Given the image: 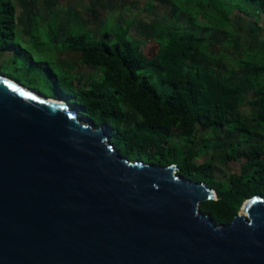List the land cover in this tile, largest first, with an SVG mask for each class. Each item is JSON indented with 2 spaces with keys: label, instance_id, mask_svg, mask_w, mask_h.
Masks as SVG:
<instances>
[{
  "label": "water",
  "instance_id": "obj_1",
  "mask_svg": "<svg viewBox=\"0 0 264 264\" xmlns=\"http://www.w3.org/2000/svg\"><path fill=\"white\" fill-rule=\"evenodd\" d=\"M106 128L0 74V264H264L263 196L218 224L214 189Z\"/></svg>",
  "mask_w": 264,
  "mask_h": 264
},
{
  "label": "trees",
  "instance_id": "obj_2",
  "mask_svg": "<svg viewBox=\"0 0 264 264\" xmlns=\"http://www.w3.org/2000/svg\"><path fill=\"white\" fill-rule=\"evenodd\" d=\"M181 1L171 0L178 11ZM238 2L253 5L255 13L239 10ZM20 5L21 0H0V49L28 53L11 43ZM189 5L193 10L183 13L192 26L164 25L156 36L162 49L152 58L130 38L129 25L117 22L115 34L101 29L98 37L83 25L77 33L71 29L64 42L99 76H81L56 98L96 127L105 124L123 156L160 166L176 164L178 174L206 183L217 198L203 202L202 211L218 224H228L248 199L264 197V30L256 20L264 18V0H192ZM201 9L217 22H201ZM235 11L255 18L251 34L263 30L260 38L250 34L259 38L258 48L238 55L207 52L215 32L241 48L239 36L231 35ZM44 66L54 73L48 62ZM216 150L223 159H217Z\"/></svg>",
  "mask_w": 264,
  "mask_h": 264
},
{
  "label": "rangeland",
  "instance_id": "obj_3",
  "mask_svg": "<svg viewBox=\"0 0 264 264\" xmlns=\"http://www.w3.org/2000/svg\"><path fill=\"white\" fill-rule=\"evenodd\" d=\"M168 1L21 0L17 10L16 37L11 43L22 45L28 53H21L15 47L9 51L0 49V74L49 98L58 97L61 90L65 91L71 82L76 85L81 76L91 77L94 80L97 77L93 75L99 76V72L83 65L80 55L71 52V47L64 42L71 29L73 33H77V29L82 25L95 37L99 36L101 29L102 31L108 29L106 31L115 34L114 28L117 22L125 28L129 25L130 38L133 37L151 58L155 57L162 49L157 42V31L159 32L164 25L192 26L188 14L183 13L187 9L193 10L191 5L187 7L188 4H192V0L179 2L177 6L180 11L174 8L171 0ZM91 9L96 10V13L91 14ZM238 9L252 15L256 11L253 5L246 2H238ZM189 12L192 13V11ZM201 13L203 16L199 17L201 22L205 24L217 22L205 10L201 9ZM231 18L234 20L231 29L237 32H231V35L239 36L238 39L242 42L241 48L237 49L233 41H224L226 36L215 32L211 35V42L206 48L207 52L215 55L218 53L238 55L244 54L245 51L253 52L258 48L259 38L264 30V18H256L263 30L256 29L253 34L251 30L255 18L248 17L239 11H235ZM167 29L169 28L165 27L162 31L166 32ZM117 30L119 31L120 28L118 27ZM250 34L259 38L253 40ZM206 35L208 38V33ZM47 62L54 73L44 66ZM129 117L132 121L136 118L132 113ZM213 153L218 160L223 159V152L216 150ZM204 159L205 157L200 158L197 163L203 162ZM215 164L226 172L227 169L224 168L223 163L215 160ZM239 165V163L233 164V169L238 170Z\"/></svg>",
  "mask_w": 264,
  "mask_h": 264
}]
</instances>
